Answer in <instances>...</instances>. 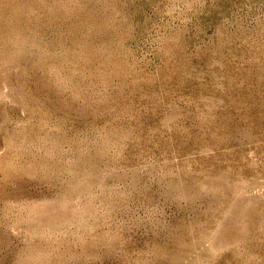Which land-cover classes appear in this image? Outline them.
Returning <instances> with one entry per match:
<instances>
[{
  "label": "rangeland",
  "instance_id": "374dc122",
  "mask_svg": "<svg viewBox=\"0 0 264 264\" xmlns=\"http://www.w3.org/2000/svg\"><path fill=\"white\" fill-rule=\"evenodd\" d=\"M0 264H264V0H0Z\"/></svg>",
  "mask_w": 264,
  "mask_h": 264
}]
</instances>
